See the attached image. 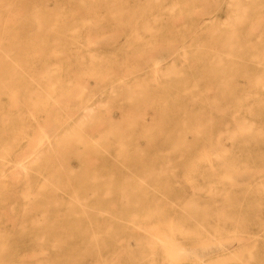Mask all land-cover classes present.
I'll return each instance as SVG.
<instances>
[{
  "label": "rangeland",
  "instance_id": "rangeland-1",
  "mask_svg": "<svg viewBox=\"0 0 264 264\" xmlns=\"http://www.w3.org/2000/svg\"><path fill=\"white\" fill-rule=\"evenodd\" d=\"M26 2L0 0V264H264L255 1Z\"/></svg>",
  "mask_w": 264,
  "mask_h": 264
},
{
  "label": "bare ground",
  "instance_id": "bare-ground-1",
  "mask_svg": "<svg viewBox=\"0 0 264 264\" xmlns=\"http://www.w3.org/2000/svg\"><path fill=\"white\" fill-rule=\"evenodd\" d=\"M63 1H64V0H63ZM237 1H239V0H237ZM25 2H26V0H25ZM29 2H30V1H29ZM26 3L28 4V2H26ZM29 4H30V3H29ZM31 5H32V3H31ZM243 7H244V6H243ZM29 8H30V7H29ZM244 8H245V7H244ZM20 9H21V8H20ZM36 9H37V7H36ZM240 10H241V9H240ZM37 11H38V10H37ZM35 12H36V11H35ZM12 13H13V12H12ZM18 13H20V12H18ZM18 15H19V14H18ZM52 43H53V42H52ZM54 43H55V42H54ZM182 50H183V49H182ZM68 55H69V54H68ZM171 55H172V54H171ZM66 57H68V56L66 55ZM56 59H57V58H56ZM56 59H55V61H56ZM58 60H59V59H58ZM70 60H71V59H70ZM59 61H60V60H59ZM128 62H129V61H128ZM154 63L157 64V62H155V61L153 62V64H154ZM263 63H264V62H263ZM123 64H124V63H123ZM156 64H155V65H156ZM147 65H149V64H146L145 66L147 67ZM70 66H71V65H70ZM145 66H144V67H145ZM150 66H151V65H150ZM153 66H154V65H153ZM148 67H149V66H148ZM148 67H147V68H148ZM154 68H155V67H154ZM70 69H72V67H71ZM144 69L146 70V68H144ZM129 70H130V69H129ZM140 71H141V70H140ZM154 71H155V69H153V71H151V72H154ZM157 71H158V70H157ZM164 71H166V69H165ZM167 71H168V70H167ZM163 73L166 74V72H163ZM171 73H172V72H171ZM171 73H170V74H171ZM144 74H146V72H145ZM164 74H163V75H164ZM168 74H169V73H168ZM152 75H154V74H152ZM161 75H162V74H161ZM166 75H167V74H166ZM72 76H73V78L76 77V76L74 77V74H73ZM152 77H153V76H152ZM77 78H78V77H77ZM77 78H76V79H77ZM80 79H81V78H80ZM152 79H154V78H152ZM85 80H86V79H85ZM149 80H150V78H149ZM55 81H56V80H55ZM83 81H84V79H83ZM93 81H94V80H93ZM95 81H96V79H95ZM151 81H152V80H151ZM84 82H85V81H84ZM153 82H155V81H153ZM76 83H77V82H76ZM93 83H94V82H93ZM77 84L79 85V83H77ZM89 84H90V83H89ZM80 85H83V84H80ZM75 86H76V84H75ZM75 86H74V88H75ZM83 87L85 88L84 85H83ZM84 88L78 89V88L76 87V88L73 89V90L78 89L79 91H81V90L84 89ZM87 88H88V87H87ZM51 89H52V88H51ZM51 89H50V90H51ZM78 90H76V91H78ZM85 90H87V89H85ZM51 91H52V90H51ZM80 93H82V92H80ZM32 94H33V93H32ZM32 94H31V95H32ZM28 95H29V94H28ZM33 95H34V94H33ZM36 95H38V94H36ZM65 95H66V94H65ZM74 95H75V93H74ZM74 95H73V97H75ZM80 95H81V94H80ZM44 96H45V95H44ZM47 96H48V95H46V98L48 99ZM49 96H50V95H49ZM55 96H56V95H54V97H55ZM58 96H59V95H58ZM66 96H68V95H66ZM76 96H77V95H76ZM78 96H79V95H78ZM78 96H77V97H78ZM24 97H26V96H24ZM27 97H28V96H27ZM50 97H51V96H50ZM59 97H60V96H59ZM77 97H76V98H77ZM80 97H81V96H79V99H80ZM56 98H57V97H56ZM61 98H62V96H61ZM47 99H46V101H47ZM49 99H50V98H49ZM51 99H52V98H51ZM16 100H17V99H16ZM60 100H61V99H60ZM17 101H18V100H17ZM63 101H64V100H63ZM65 101H67V100H65ZM18 102H19V101H18ZM57 102H59V101H57ZM16 103H17V102H16ZM66 103H68V102H66ZM96 103H97V102H96ZM20 104H21V103H20ZM33 104H34V103H33ZM79 104H80V103H78V105H79ZM94 104H95V103H94ZM23 105H24V104H23ZM65 105H66V104H65ZM65 105H64V104H61L60 106H61V107L63 106V109H64V106H65ZM57 106H58V105H57ZM69 106H70V105H69ZM69 106H68V107H69ZM91 106H93V105H91ZM91 106L89 107L90 110H92ZM95 106L97 107V105H95ZM41 107H42V106H40V108H41ZM52 107H54V106L52 105ZM65 107H67V106H65ZM86 107H87V106H86ZM86 107L83 108L84 111H85V108H86ZM51 109H52V108H51ZM87 109H88V108H87ZM94 109H95V108H93V111H94ZM40 111H41V110H40ZM81 111H83V110H82V107H81ZM68 112H70V111H68ZM73 112H74V114H75V111H71L70 114H73ZM85 112H87V111H85ZM89 112H91V111H89ZM116 112H117V111H116ZM36 113H37V111H36ZM39 113H40V112H39ZM25 114H26V113H25ZM58 114H60V113H58ZM70 114L68 113V115H66V118L69 117ZM82 114H84V113H82ZM34 115H36V114H34ZM48 115H49V114H48ZM10 116H11V115H10ZM45 116H46V115H45ZM45 116H44V117H45ZM63 116H64V115H63ZM71 116H72V115H71ZM71 116H70V118H71ZM79 116H81V115H79ZM82 116H83V115H82ZM84 116H87L86 113H85ZM42 117H43V116H42ZM42 117H41V118H42ZM44 117H43V119H44ZM48 117H49V116H48ZM59 117H60V116H59ZM61 117H62V114H61ZM87 117H88V116H87ZM78 118H79V117H78ZM82 118H86V117H82ZM82 118H81V119H82ZM147 118H148V117H147ZM18 119H20V118H18ZM18 119H17V120H18ZM61 119H62V118H61ZM63 119H65V117H63ZM142 119H143V118H142ZM79 120H80V119H77V118H76L75 121H76V122H80ZM4 121H5V120H4ZM18 121H19V120H18ZM34 121H35V120H34ZM62 121H63V120H62ZM62 121H61V122H62ZM20 122H24V121H20ZM35 122L37 123V121H35ZM44 122H45V124H50L51 121L49 122V121H46V120H45ZM46 122H49V123H46ZM63 122H64V121H63ZM76 122H74V123H76ZM83 122H84V121H83ZM52 123H53V122H52ZM56 123H58V122H56ZM38 124H39V121H38ZM45 124H44V126H46ZM78 124H79V123H78ZM78 124L76 123V125H78ZM34 125H36V124L34 123ZM39 125H40V124H39ZM80 125H81V123H80ZM80 125H79V126H80ZM37 126H38V125H37ZM40 126L44 127V126H43V123H41ZM48 126H50V125H47V127H48ZM53 126H54V125H53ZM246 126H247V125H246ZM69 127H70V129H72L73 126L70 125ZM25 128H26V126H25ZM37 129H38V128H37ZM51 129H54V128H50V130H51ZM26 130H27V128H26ZM38 130H39V129H38ZM38 130H37V131H38ZM50 130H49V131H50ZM63 130H64V129H63ZM67 130H68V129H65V131H67ZM46 131H47V130H46ZM53 131H54V130H53ZM55 131H56V130H55ZM40 132H41V131H39V134H40ZM71 132H72V131H71ZM46 133H47V132H46ZM65 133H67V132H65ZM39 134H38V135H39ZM48 134H49V132L47 133V136L40 137L39 139L41 140V138H42V139L45 141V139H47V137H48ZM68 134H70V133H67V135H66V134H65V135H66V136H69ZM75 134H76V133H75ZM75 134L73 133V136H74ZM233 134H234V133H233ZM16 135H17V134H16ZM23 135H24V134H23ZM61 135L64 136L63 132L61 133ZM71 135H72V134H71ZM17 136H18V135H17ZM20 136H21V135H20ZM20 136H19V137H20ZM25 136H26V134H25ZM75 136H76V135H75ZM75 136H74V137H75ZM95 136H96V134H95ZM53 137L55 138V136H53ZM70 137H71V136H70ZM78 137H79V136H78ZM20 138H21V137H20ZM31 138H33V137H31ZM48 138H49V137H48ZM54 138H53V139H54ZM35 139H36V138H35ZM57 139H58V138H57ZM78 139H80V138H78ZM43 140H42V142L44 143ZM33 141H34V139H33ZM36 141H39V140L36 139L35 142H36ZM75 141L77 142L78 140L76 139ZM2 142H3V141H2ZM50 142H51V141H50ZM24 143H25V142H24ZM2 144H3V143H2ZM29 144H30V143H29ZM29 144H28V145H29ZM33 144H34V146L37 147V148H40L39 146H40V145H43V144H40V143H39V144H40L39 146H38V145L36 146V145H35L36 143H33ZM33 144H32V141H31L32 148H29L30 146L27 147V148H25L27 153H29L32 149H35V150H36V148H34ZM47 144H48V142H47ZM56 144L58 145V142H57V141H56ZM0 145H1V142H0ZM4 145H6V144H4ZM46 147H47V146H46ZM46 147H45V150H46ZM1 148H2V147H1ZM28 148H29V149H28ZM41 148H42V147H41ZM50 148H51V146H50ZM27 149H28V151H27ZM30 149H31V150H30ZM8 150H9V149H8ZM10 150H11V149H10ZM21 150H22V152H23V153H22L23 155L26 153L25 151H23V149L17 150V151H19L18 156L20 155V153H21L20 151H21ZM29 150H30V151H29ZM45 150H44V151H45ZM2 151H3V149H2ZM6 151H7V150H6ZM11 151H12V150H11ZM39 151H40V150H39ZM39 151H38V152H39ZM54 151L56 152V150H54ZM208 151H209V150H208ZM4 152H5V150H4ZM33 152H34V150L32 151V154H33ZM222 152H224V151H222ZM30 153H31V152H30ZM40 153H41V152H40ZM40 153H39V154H40ZM22 154H21L20 156H22ZM34 154L36 155V153H34ZM57 154H58V152H57ZM27 155H28V154H27ZM27 155H26V157H28ZM53 155H54V154H53ZM215 155H217L216 152H215ZM29 156L31 157L32 155H29ZM37 156H38V155H36L35 157H37ZM41 156H42V155H41ZM212 156H213V154H212ZM24 157H25V155L23 156V158H24ZM33 157H34V156H32V158H33ZM38 157H39V156H38ZM203 157H204V156H203ZM205 157H207V155H205ZM205 157H204V160L207 161ZM216 157H217V156H216ZM14 158H15V156H14ZM20 158H22V157H19V159H20ZM32 158H31V159H32ZM54 158H56V157H54ZM2 159H3V158H2ZM2 159H1V160H2ZM26 159H27V158H26ZM31 159H30V160H31ZM20 160H23V159H20ZM20 160H19V163L21 162ZM24 160H25V159H24ZM16 161H17V160H16ZM36 161H37V158H36ZM56 161H57V160H56ZM24 162H27V160H26V161H23V163H24ZM7 163H8V161H7ZM13 163H14V162H13ZM16 163H17V162H16ZM21 163H22V162H21ZM207 163H208V161H207ZM17 164H18V163H17ZM17 164H14V165L17 166ZM24 164H25V163H24ZM24 164H23V165H24ZM34 164H35V163H34ZM36 164H37V163H36ZM28 165H29V164H28ZM31 166H33V164H32ZM59 166H60V165H59ZM22 167H23V166H22ZM24 168H25V167H24ZM16 169H18V168H16ZM24 170H25V169H24ZM24 170H23V172H25ZM16 171L18 172V170H15V172L12 170V172L15 173V175L13 174V176H15V177H12V178H16V173H17ZM21 171H22V170H21ZM19 173H20V172H19ZM25 173H26V172H25ZM25 173H23V175H24ZM29 174H30V173H29ZM29 174H28V175H29ZM30 175H31V174H30ZM17 176H19L18 173H17ZM44 177H45V176H44ZM43 179H45V178H43ZM26 180H27V179H26ZM45 181H46V180H45ZM42 182H43V181H42ZM25 183H27V181H25V182L23 183V185H24ZM37 187H40V183H39V185H38ZM42 187H43V186H42ZM27 188H28V187H27ZM26 190H27V189H26ZM22 192L25 193V190H24V191L22 190ZM23 193H22V197H24V199H25V198L27 197V195L23 196V195H24ZM19 194H20V196H21V193H20V192H19ZM21 211H22V210H21ZM169 222H170V221H169ZM166 225H167V224H166ZM169 225H170V224H169ZM150 227H151V225L149 226V228L147 227V229H150ZM169 228H170V227H169ZM169 228H168V229H169ZM152 229H153V228H152ZM155 230H157V229H155ZM170 230H171V229H170ZM148 231H149V230H148ZM150 231H151V230H150ZM146 233H147V232H146ZM157 234H158V233H157ZM159 234H160V233H159ZM156 239H157V238H156ZM160 242H163V240H161ZM165 243H169V241H165ZM165 243H164V244H165ZM172 245L174 246V244H169V247H170V246L173 247ZM164 246H165V245H164ZM171 247H170L171 250H172V249H175V248H174L175 246H174L173 248H171ZM164 248H165V247H164ZM170 249H169V250H170ZM167 250H168V248H167ZM177 250H179V249L177 248L176 251H177ZM179 252H180V251H179ZM169 253H170V252H169ZM174 253H175V251H174ZM176 253H177V252H176ZM176 253H175V254H176ZM230 254H231V253H230ZM238 254H239V253H238ZM176 256H177V255H176ZM231 257H232V256H231ZM233 257H234V256H233ZM222 258H223V257H222Z\"/></svg>",
  "mask_w": 264,
  "mask_h": 264
},
{
  "label": "crops",
  "instance_id": "crops-1",
  "mask_svg": "<svg viewBox=\"0 0 264 264\" xmlns=\"http://www.w3.org/2000/svg\"><path fill=\"white\" fill-rule=\"evenodd\" d=\"M254 1V6H258L259 9L249 14L248 24L244 25L241 35L244 41L249 42L248 50L250 52H262L264 51V16L260 10L263 6V0Z\"/></svg>",
  "mask_w": 264,
  "mask_h": 264
}]
</instances>
